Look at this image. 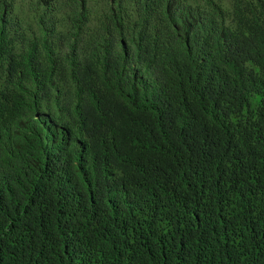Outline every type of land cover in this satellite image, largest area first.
I'll return each instance as SVG.
<instances>
[{
    "label": "trees",
    "instance_id": "obj_1",
    "mask_svg": "<svg viewBox=\"0 0 264 264\" xmlns=\"http://www.w3.org/2000/svg\"><path fill=\"white\" fill-rule=\"evenodd\" d=\"M0 264H264V0H0Z\"/></svg>",
    "mask_w": 264,
    "mask_h": 264
}]
</instances>
